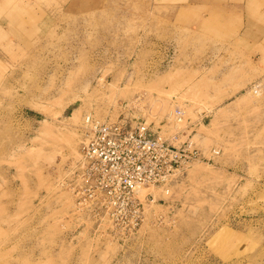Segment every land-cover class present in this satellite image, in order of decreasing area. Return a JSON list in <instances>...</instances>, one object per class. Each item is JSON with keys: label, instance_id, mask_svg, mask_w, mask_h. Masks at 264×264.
<instances>
[{"label": "rangeland", "instance_id": "rangeland-1", "mask_svg": "<svg viewBox=\"0 0 264 264\" xmlns=\"http://www.w3.org/2000/svg\"><path fill=\"white\" fill-rule=\"evenodd\" d=\"M186 11L0 0V264H264V65L193 36ZM87 116L197 158L88 215L68 186Z\"/></svg>", "mask_w": 264, "mask_h": 264}, {"label": "built area", "instance_id": "built-area-1", "mask_svg": "<svg viewBox=\"0 0 264 264\" xmlns=\"http://www.w3.org/2000/svg\"><path fill=\"white\" fill-rule=\"evenodd\" d=\"M174 114L181 121L183 113ZM189 144L171 147L138 119L111 123L85 117L68 185L75 206L100 216L124 202L134 204L140 189L166 182L185 161L196 160Z\"/></svg>", "mask_w": 264, "mask_h": 264}, {"label": "crops", "instance_id": "crops-1", "mask_svg": "<svg viewBox=\"0 0 264 264\" xmlns=\"http://www.w3.org/2000/svg\"><path fill=\"white\" fill-rule=\"evenodd\" d=\"M172 6L187 9L184 21L193 36L242 54L260 71L264 65V0H172Z\"/></svg>", "mask_w": 264, "mask_h": 264}, {"label": "bare ground", "instance_id": "bare-ground-1", "mask_svg": "<svg viewBox=\"0 0 264 264\" xmlns=\"http://www.w3.org/2000/svg\"><path fill=\"white\" fill-rule=\"evenodd\" d=\"M177 110H175V113H176ZM84 120V119H83ZM77 155V154H76ZM77 158V157H76ZM174 176V175H173ZM140 191V190H139Z\"/></svg>", "mask_w": 264, "mask_h": 264}]
</instances>
